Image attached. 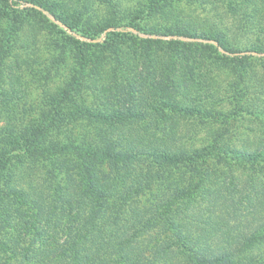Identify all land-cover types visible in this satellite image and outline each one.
I'll list each match as a JSON object with an SVG mask.
<instances>
[{
    "label": "trees",
    "instance_id": "obj_1",
    "mask_svg": "<svg viewBox=\"0 0 264 264\" xmlns=\"http://www.w3.org/2000/svg\"><path fill=\"white\" fill-rule=\"evenodd\" d=\"M188 1L109 2L91 22V4L68 20L53 0H0V210L16 196L40 215L31 242L14 222L0 233V264H264V5L211 0L216 24L182 15ZM43 11L89 40L49 21L36 73L35 23L21 34ZM150 17L156 37L129 31Z\"/></svg>",
    "mask_w": 264,
    "mask_h": 264
},
{
    "label": "rangeland",
    "instance_id": "obj_2",
    "mask_svg": "<svg viewBox=\"0 0 264 264\" xmlns=\"http://www.w3.org/2000/svg\"><path fill=\"white\" fill-rule=\"evenodd\" d=\"M53 1L55 2L56 6H58L57 10H61L60 12L63 15H65L66 19H68V20H72L73 18H71V17L74 16L76 12L81 13V14L84 13L83 7L86 4L87 5L91 4L95 7L94 8V16L91 19V22H98L100 20L99 17L101 15H103V13H104L102 8H104V10H105V8L109 2L112 4H115V5L117 4V6L120 10H131L134 7H138L140 4H143L144 0H53ZM248 1L251 2L252 0H243V1L242 0H230V3L233 4L232 10L236 11V13L239 12V8H240V5L242 4V2H248ZM219 2L220 1L213 2L211 0H191L188 2H182V3L178 4L177 7H178V10L181 11V14L184 16H189L188 13H192L197 18H204V19L209 20L210 22L216 23L218 21V18L222 16V14H220V13L225 8L223 5L222 6L218 5ZM260 4L264 5V0H262ZM14 6L15 7L19 6L20 8H22V7L29 6V5L26 2L21 1L18 4H15ZM216 6H218L217 9L219 10V12L214 10V8H216ZM74 11H75V13H74ZM43 14H44V16H39L38 19L33 20L28 25H26V27L22 30V34H21V36H23V35L25 36L26 34H29L28 33V31H29L28 26H30L31 24H33L32 26H34V23H35L36 32L33 35H30L28 38H26L27 40L25 41V43L34 44L35 47L40 49L39 54L37 53V54H35V56H33L34 55L33 54L29 58L30 61H26L29 65V68L35 70L36 73L38 72V69L42 68V66L45 65L47 62L46 55L44 54V52L41 51V42H44V39L47 38V28H50V27H47L49 24V21L52 24H56V25L60 26L61 28L66 29L69 34H72L74 37H76L80 40H84V41L89 40L87 38L81 37L77 33H74L72 31L68 30L65 25H63L59 20L54 19V17L50 13H48L47 11H43ZM235 16H237V15H235ZM222 17H223V20H225V21L227 19H229V18H227V15L224 13H223ZM86 18H87V16L84 13V15L82 16V20H85ZM80 22H81V20H80ZM153 23H154L153 17H150V18L140 20V25L142 27L144 26V28H142L140 31L134 30L131 28H126V27L123 29H121V28L108 29V31H121V30L131 29L129 31L133 32L134 34H136L142 38H146V37H150V36L156 37L155 35L147 33L148 31L151 30ZM238 33L239 32H236L237 37L239 36V35H237ZM244 35L246 36V34H244ZM36 37H37L36 40H39V39L40 40L35 43L34 39ZM103 37H104V32L101 33L98 38L101 39ZM251 38H253L252 35L250 36V39ZM260 38L262 41H264V34H261ZM22 39L24 40V38H22ZM243 39H244V37H243ZM126 45L132 46V43L131 42H128V43L125 42L122 45V47H125ZM107 56H108V53L106 52V50L104 48H100V49L95 48V49L89 50V57H91V61H90L89 66L87 68V72L89 73V75L94 71V69L98 65L101 64L102 61H104V59ZM17 59L25 60V57H24V54L20 53L18 50H15V52L12 53L11 57H8L7 63L10 66H13V61L17 60ZM30 84L32 87L30 86V90L27 91L28 94L25 97L21 98V100L18 102V105L26 103V107L28 108L31 103L35 102V99L37 97L36 81H30ZM89 101H91V103H93V104L96 102L95 100H92L91 97L89 98ZM99 102L100 101H98V103ZM32 114H34V112H32ZM33 117L35 118V115ZM238 133L240 134L243 132L239 131ZM253 136H254V134H253ZM9 166H10L9 170L15 172V171L19 170L22 165H19V163H15L14 160H12L10 162ZM23 166H29V167H26V171L28 173L26 176H29L30 178H32V180H33V178H39L42 174L41 170L39 169V166H40L39 162L27 161L25 163V165H23ZM104 169L107 171L108 168L105 167ZM67 176L69 178H67ZM67 176L62 175L61 180L63 182L68 181L69 183H75L78 180V177L75 174H72V175L67 174ZM13 183L16 185L18 183V186H20L22 181H21V179L18 178V176L16 177L14 175ZM14 191H16V190H13L12 192H14ZM13 195H17V193H14ZM3 206H4V208H2L0 210V213L3 215L5 214L4 215L5 220H0V233L5 232V231L11 232L12 229H10L9 225H10V223L12 224L14 222L15 226L17 227V232L19 230H22V232H23V233H21V237L26 242L33 241V240H31L32 238H34L33 234L30 233L31 232V226H37L40 223V219H39L40 215H39V212L37 211L36 207L30 201L21 200L16 196H11L9 198H6ZM5 222H7V223L5 224ZM232 222H233V220H230V223H232ZM1 237L2 236H0V239H2ZM2 248L3 247L1 246L0 247V253H1Z\"/></svg>",
    "mask_w": 264,
    "mask_h": 264
}]
</instances>
